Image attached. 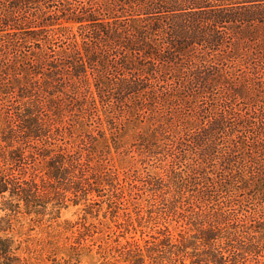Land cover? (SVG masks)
Wrapping results in <instances>:
<instances>
[{
  "label": "trees",
  "instance_id": "1",
  "mask_svg": "<svg viewBox=\"0 0 264 264\" xmlns=\"http://www.w3.org/2000/svg\"><path fill=\"white\" fill-rule=\"evenodd\" d=\"M131 122L159 173L109 167ZM69 203L100 264H264V0H0V264Z\"/></svg>",
  "mask_w": 264,
  "mask_h": 264
},
{
  "label": "rangeland",
  "instance_id": "2",
  "mask_svg": "<svg viewBox=\"0 0 264 264\" xmlns=\"http://www.w3.org/2000/svg\"><path fill=\"white\" fill-rule=\"evenodd\" d=\"M38 79V78H37ZM17 92V87H15ZM102 115V113H100ZM107 138L109 137V126L107 123L102 127ZM152 127L144 123L131 122L121 125L120 133L123 138L118 141L121 146L115 151L110 149L109 167L117 170L120 177L124 173L136 175L157 174V163L147 151L144 139ZM75 128L74 132H77ZM109 141V140H108ZM82 206H73L69 203L68 208L63 210L60 218L54 222H35V216H20L15 223L13 232L14 239L20 242V252L25 255L30 264H100L102 261L97 245H92L88 240L81 250L80 256L75 255L71 249V243L67 239L70 231H66L65 222H74ZM94 222L93 220H90Z\"/></svg>",
  "mask_w": 264,
  "mask_h": 264
}]
</instances>
